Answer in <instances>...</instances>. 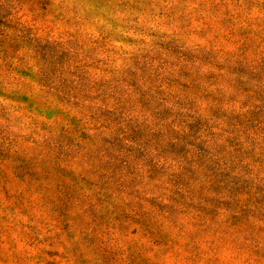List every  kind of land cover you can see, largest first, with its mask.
<instances>
[{"label": "rangeland", "instance_id": "374dc122", "mask_svg": "<svg viewBox=\"0 0 264 264\" xmlns=\"http://www.w3.org/2000/svg\"><path fill=\"white\" fill-rule=\"evenodd\" d=\"M0 264H264V0H0Z\"/></svg>", "mask_w": 264, "mask_h": 264}]
</instances>
